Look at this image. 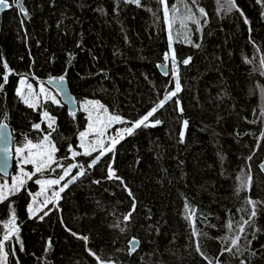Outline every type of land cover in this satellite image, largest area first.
Masks as SVG:
<instances>
[{"label": "trees", "instance_id": "1", "mask_svg": "<svg viewBox=\"0 0 264 264\" xmlns=\"http://www.w3.org/2000/svg\"><path fill=\"white\" fill-rule=\"evenodd\" d=\"M21 4L27 17L14 4L0 13V74L8 75L0 90V123L11 128L14 146L40 143L43 133L33 125L49 131L40 117L47 111L56 122L50 140L57 163L0 202L7 264H98L91 253L108 258L116 247L123 264H264V184L252 180V171L264 180L258 170L264 156V2L171 0L168 20L160 0H141V6L124 0ZM173 55L182 91L149 118L162 123L124 135L103 155L71 158L86 118L78 108L70 114L54 91L59 104L46 101L37 109L16 94L22 78L46 86L64 76L77 105L99 101L125 122L115 126L125 128L174 89ZM165 63L163 77L158 66ZM73 164L60 181L66 187L57 207L41 221V212L30 218L33 181L60 179ZM108 164L141 201L137 235L107 227L111 210L121 211L117 200L126 206L128 198L102 191ZM15 171L13 160L10 174ZM249 200L256 215L243 224L253 207ZM132 238L139 246L130 255Z\"/></svg>", "mask_w": 264, "mask_h": 264}, {"label": "rangeland", "instance_id": "2", "mask_svg": "<svg viewBox=\"0 0 264 264\" xmlns=\"http://www.w3.org/2000/svg\"><path fill=\"white\" fill-rule=\"evenodd\" d=\"M167 5L171 3V0H166ZM26 81V80H25ZM31 84L32 85V90L31 94H29V90L27 88V85ZM43 86L45 89V93L47 95V100L46 101H51V98L54 96L58 103H53V104H59V99L55 95V93L50 90L48 87L42 85V84H37L33 85L32 83H29L26 81V83L23 86V95L26 97H29L30 102L37 103L38 107L46 102L45 101V93L40 92V88ZM21 88L20 82L18 84L17 90ZM16 90V93H17ZM19 99L24 103L23 99L18 96ZM38 98V99H37ZM86 101H91V100H84L79 103L78 109L84 114L86 118V125L84 130L81 133H87L86 137L82 140L80 137V134L78 136V149L72 150L75 151L77 154H82L84 156L88 155L85 153H94L96 151H103V146L104 144H108V142L112 138H116L121 134V130L124 129L123 127H116L115 125L119 124V122H113L111 124L108 123V113H104L103 111L99 109H94L91 105H87V111L85 110V102ZM25 104V103H24ZM27 105V104H25ZM37 107V108H38ZM35 108V109H37ZM89 112L92 113L91 119L89 118ZM99 115L100 119L97 120L96 117ZM41 121L46 125L47 127V120L46 118L43 117V113L40 115ZM89 124L92 125L91 130L89 129ZM115 127V128H114ZM126 135V134H124ZM101 141L103 142V146L101 144ZM27 142H20L17 145L14 146L13 148V159L16 167V171L12 174L9 175L8 178L0 179V202L3 201L4 199L16 194L19 192L24 186H26L30 180L34 177V175L38 172L35 171V164L33 163H24V158L29 154V152L33 153V159L37 162L40 163L45 159V156L47 154V149L40 154L36 155V153L39 151L37 149H29L27 147ZM42 143V141L40 142ZM83 144V147L81 145ZM21 149V154L17 155L16 149ZM102 149V150H101ZM72 151H71V158L73 159L74 157L72 156ZM54 157V154H53ZM51 164L47 165L44 167V170H47L50 167ZM111 167V164L107 165V168L104 170L103 173V178L99 181L100 184L102 185V191H105L107 193L113 194L115 196H118V192L124 193L128 198L125 199L127 202L126 206L123 203V200H117V204L115 205L116 207H119L121 210L120 212H115L111 210L110 213V219L109 222H107V227L110 230L116 231L118 234L122 235L124 230L127 229L132 235H137L139 230H140V223L138 221V214L139 210L137 207H141L142 205L140 204L141 201L135 196V193L133 190L128 187L125 183H121L120 180H117L115 178H109L108 176V169ZM74 168L73 166H69L67 169H70V173L72 172V169ZM42 172V171H41ZM115 172V171H114ZM24 173H34L30 177L24 175ZM64 175V173H63ZM116 177H119L118 174H116ZM65 176L64 178H66ZM120 178V177H119ZM259 174L256 173V171H252V180L256 181L259 180L260 183L264 184V180L260 179ZM40 181H45V180H58V179H38ZM37 180L33 181L36 184L37 191L32 195L31 202L29 206H32L33 209H36L38 211L35 212V216L37 214H40V216H44V213L47 212L48 214L52 212L58 205V202L60 200V192H59V197H56L54 193L58 192L60 189V184L57 185H46V184H41L37 183ZM62 181V180H61ZM97 182V181H95ZM13 187L16 188L15 191H13ZM129 191L131 192L132 195H129ZM50 200L51 202L48 203L47 205L44 204L45 200ZM133 205H134V210H133ZM28 206V207H29ZM115 207V208H116ZM121 207H127L126 209L122 210ZM131 212V219L125 221L124 217L128 215V213ZM38 221H41L38 218ZM134 238L130 239L128 243L133 240ZM85 240V239H84ZM116 247L115 249V254L108 256V258L100 257L99 255H95L94 253H91V255L96 259V262L98 264H123L122 263V256L115 257L119 250ZM162 259H154L153 264H157L160 262ZM135 263V260L134 262ZM132 263V264H133ZM0 264H7L6 262V252L4 249L0 251Z\"/></svg>", "mask_w": 264, "mask_h": 264}, {"label": "snow or ice", "instance_id": "3", "mask_svg": "<svg viewBox=\"0 0 264 264\" xmlns=\"http://www.w3.org/2000/svg\"><path fill=\"white\" fill-rule=\"evenodd\" d=\"M125 3H130V4H135L136 6H141V0H124ZM194 2V0H193ZM260 2H264V0H260ZM160 3L162 5H164V11H165V18L166 20L169 19V16H168V12H169V9H168V5H167V2L166 0H160ZM12 4H14L16 7H18L20 9V12L25 16L27 17L28 16V13L26 11V9L22 6L21 4V0H11V3H10V0H0V10H4V9H8ZM200 12L201 14L203 15L204 12H203V9H200ZM241 15H243V13L241 12ZM195 23H198V21H193ZM21 23H23V21H21ZM245 23L247 24L248 21L247 19H245ZM169 27V40L171 42V39H172V36H171V27H172V24L169 23L168 25ZM171 46V44H170ZM196 47H199V45H195ZM164 60L167 62L169 61V56L166 54L165 57H164ZM191 62V58H187L185 60L182 61V63L184 65H187ZM177 61H176V58L175 56L173 55L172 58H171V66H172V71L174 73V82H175V87L173 90L169 91L167 95H165L163 97V99H161L153 108H151L147 114H145L142 118H140L139 120H136V121H133V122H128L129 126L125 127L124 129L121 130V134L116 137V138H112L108 144L106 146H103V142L101 141V144L103 146V151L101 152V155H103L104 153L106 152H112L114 151L115 149V145L117 143H119V140L120 139H123V136L124 134H127V135H132L134 133V131L136 129H139L141 128L142 126L144 127H149V126H156V125H159L160 123H162L161 120L159 119H155L153 121H150L149 118L150 117H153L155 115V113L160 109V108H163L164 105L169 101L171 100L172 98L176 97L177 94L182 91V88H181V84H180V80H179V74H178V70H177ZM3 67L5 69H8V65L6 63L3 64ZM161 67H164L165 69L168 68V63H165L163 65H161ZM167 74V73H166ZM0 78H2L3 80V83H0V90L3 89V85L6 84L8 82V75L7 74H0ZM65 82V77L64 76H61L59 77V84L60 85H63ZM26 83L25 79H21L20 80V85H21V88L17 90V96H20L24 103L27 104V106L29 108H37L38 107V104L37 103H33V102H30V99L29 97H26L23 95V86L24 84ZM27 88L29 90V94H31V90H32V85L31 84H28L27 85ZM40 92L41 93H45V89L43 88V86H41L40 88ZM38 99V98H37ZM47 100V95L45 93V101ZM51 101L52 103H58V101L56 100V98L53 96L51 98ZM175 103L177 105H179V101L176 100ZM85 110L87 111V105H91L94 109H99L101 111H103L104 113H107V109L105 108L104 105L100 104L99 101H86L85 102ZM180 111L182 112L183 109L181 108ZM43 117L46 118L47 120V129L49 131L47 132H44V130L41 128V124L40 123H35L33 125V128L34 130L38 131V132H42L43 135L41 137V140H42V143H33L31 140H28L27 142V147L29 149H37L39 150L36 155H40L42 154L45 149H47V154L45 156V159L43 161H41L40 163H37L32 157H33V153L29 152V154L24 158V163L27 164V163H33L35 164V171L36 172H41L44 170V167H46L47 165L49 164H53V163H57V161L54 159L53 157V154L57 151L55 145H53L51 143V140H50V137H51V133L52 131H55V128H54V125H55V120L50 116V114L47 112V111H44L43 112ZM92 117V113L89 112V118L91 119ZM97 120L100 119L99 115H97L96 117ZM113 122H119V123H125L124 121L121 120V118L119 116H116V115H109L108 116V123L111 124ZM183 127L186 129L188 127V122L187 121H184L183 122ZM7 128V124H0V130H3V129H6ZM92 128V125L89 124V129L91 130ZM87 133H80V137L81 139L83 140L85 137H86ZM183 136H184V133L183 131L180 133V137H181V142H183ZM81 147H83V144L81 145ZM21 149H16V152H17V155H20L21 154ZM69 151H72L71 148H69ZM85 154H89V153H85ZM77 155V153L75 151H72V156L75 157ZM95 159H93V162H91L89 164V167H91L93 165V163L95 162ZM32 174L34 173H24V175L26 176H31ZM70 175V169H65L64 170V175H62L60 177V179L58 180H45V181H40V180H37L36 182L37 183H41V184H46V185H57V184H60V181L64 179L65 176H68ZM80 175H83V172L80 173ZM108 176L109 178H115L117 180H120L121 183H124L123 180L119 177H116L115 175V172L114 170L109 167L108 169ZM250 177H248L246 180H243L241 183H242V187H247V184L250 182ZM64 187H66V184L62 187H60L59 191L54 193V195L56 197H59V192H62L64 190ZM13 191L16 190L15 187H13L12 189ZM129 195H132L131 192L129 191ZM51 201L50 200H45L44 201V204L47 205L48 203H50ZM249 203L253 205L252 207V210L250 212V215H249V218L247 220H244L243 221V224H248L250 222V220L255 217L256 215V211H255V203L251 200H249ZM133 210H134V205H133ZM38 211L36 209H33L32 206H29L28 207V212L30 214V218L34 217L35 216V212ZM44 215H48L47 212L44 213ZM40 220H43L44 219V216H39L38 217ZM131 219V212L128 213V215H126L124 217V220L127 221V220H130ZM12 220L14 222L15 220V214L13 212V216H12ZM13 226H10L9 227V233H11L13 231ZM229 227H231V225H229ZM16 232H18V228L15 229ZM244 231V228L243 226L240 227V232L243 233ZM18 239V237H17ZM82 239H87L86 237H82ZM239 239V236L236 237V239L232 240V246L235 247L236 246V243H237V240ZM9 240V235L8 234H5L3 236V239L0 240V250L3 249V242L4 241H8ZM138 245V241H135L133 240L132 242H130V248H135L136 246ZM49 246H50V242H49ZM21 250H22V245H21ZM199 250V249H198ZM226 251H229L231 252L232 251V248L229 247L227 249H225Z\"/></svg>", "mask_w": 264, "mask_h": 264}, {"label": "water", "instance_id": "4", "mask_svg": "<svg viewBox=\"0 0 264 264\" xmlns=\"http://www.w3.org/2000/svg\"><path fill=\"white\" fill-rule=\"evenodd\" d=\"M4 10H0V13H2ZM158 71L160 75H162L163 77L167 76L168 74V68L165 69L164 67H161V65L158 66ZM46 86L58 95L60 101L65 105L69 113L76 112L78 105L76 104L73 95L69 91L66 80L63 85H60L59 78H53L46 81ZM0 124H7V123H0ZM13 139H14L13 132L9 127V125L7 124L6 129L0 130V177L1 178H7L11 173V168L13 163V148H14ZM258 170L264 176V156L262 158V161L258 165ZM133 240H131L130 242H132ZM130 242L128 243L129 254L133 255L134 252L137 250L139 243L133 249L130 248Z\"/></svg>", "mask_w": 264, "mask_h": 264}, {"label": "bare ground", "instance_id": "5", "mask_svg": "<svg viewBox=\"0 0 264 264\" xmlns=\"http://www.w3.org/2000/svg\"><path fill=\"white\" fill-rule=\"evenodd\" d=\"M64 105V104H63ZM70 114H74V113H70Z\"/></svg>", "mask_w": 264, "mask_h": 264}]
</instances>
